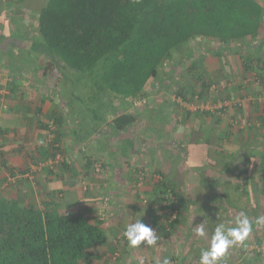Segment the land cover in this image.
Instances as JSON below:
<instances>
[{"label": "crops", "instance_id": "0c3cea01", "mask_svg": "<svg viewBox=\"0 0 264 264\" xmlns=\"http://www.w3.org/2000/svg\"><path fill=\"white\" fill-rule=\"evenodd\" d=\"M13 1L17 0L0 2L5 5L0 8V197L58 213L79 209L91 222H97L105 212L99 220L105 240L93 249L88 264H156L165 258L172 264H199L200 250L208 246L214 228L221 223L235 227L243 212L253 221V230L242 245L229 250L225 264H264L258 258L264 256L255 250L257 242L264 240V225L255 224L257 217H264V193L253 183L258 182L264 152L261 123L251 122L252 114L247 113L250 122L241 125L245 112L238 110L241 103L230 100L223 103L226 113L222 117H201L193 112L177 125L172 116L164 119L133 112L138 116L135 122L119 132L110 123L120 113L121 102L115 99L118 111L106 110L105 119L95 122V132L85 126L83 134L79 133L83 139L77 140V129L81 127L74 111L68 108L69 98L56 96L60 91L54 86L58 73L52 71L44 78L38 66L41 58L26 47L27 38L36 34L38 12L32 19L33 26L24 29L18 16L28 18L27 9L32 14L31 9L27 0L14 3L18 12L11 23L21 24L8 31L5 14L6 10L13 14L12 6H7ZM24 53L36 61L19 69L22 65L14 56ZM53 73L57 76L53 77ZM220 106L221 103L215 105ZM130 108L120 109L126 112ZM233 117L238 119L236 124L230 119ZM250 125L254 136L260 132V146L251 144L245 150L246 146H242L252 139L247 132ZM200 130L206 137L200 136ZM240 130L245 131L243 142L236 137ZM94 137L106 139V144L99 145ZM124 140L127 147L121 144ZM123 148L126 151L122 153ZM184 153L187 160L182 159ZM167 155L172 157L168 159ZM48 158L57 161L41 168L39 164ZM201 162L206 170L199 176L193 169ZM161 175L172 189L171 203L153 188ZM252 187L257 192L253 193ZM105 195L109 197L106 210L100 204ZM171 205L175 206L174 212ZM174 217V223H166ZM138 219L155 231L156 245L142 243L131 248L119 240L126 224ZM201 226L205 233L202 237L194 231ZM190 247L197 250L188 254ZM235 247L241 250L235 251Z\"/></svg>", "mask_w": 264, "mask_h": 264}, {"label": "trees", "instance_id": "16d2710c", "mask_svg": "<svg viewBox=\"0 0 264 264\" xmlns=\"http://www.w3.org/2000/svg\"><path fill=\"white\" fill-rule=\"evenodd\" d=\"M263 21L264 7L257 0H44L37 13L36 34L27 38L26 47L41 58L42 64L38 66L44 78L52 71L58 73L63 85L60 91L64 95L65 85L71 84L72 76L78 75L84 82H90V99L105 98L106 109L92 111L90 128L93 131L97 129L95 122L104 120L106 110L112 109L120 110L110 121L120 132L135 122L138 116L133 112L141 116L149 113L151 117L156 114L164 119L172 116L176 125L193 112L201 117L210 116L213 111L203 109L202 103L220 97H212L210 88L218 82L224 84L222 79L227 74L221 66L207 69L199 65L201 61L195 57L197 52L190 47V41L213 40L218 43V47H214L216 51L232 42L251 45L248 38L259 33ZM2 40L3 35L0 42ZM252 46V53L242 62V67L248 71L247 64L254 65L257 82L264 81V53L260 41ZM182 47L188 49L185 55H179L180 61L191 58L193 61L180 74L176 71L180 61L171 59L173 52ZM170 60L171 66L165 68V62ZM172 73L182 79L172 100L167 97L160 104L142 101L149 80L150 84L154 81L157 87L166 89L168 85L164 81ZM85 84L87 89V82ZM222 86L225 88L227 84ZM115 99L121 102L118 110L113 103ZM262 104L261 112L254 113L252 122L258 120L264 128ZM191 105L196 108L189 109ZM121 106L132 109L121 111ZM224 107H217V113H223ZM253 108L257 106L251 103L249 110ZM238 110L243 114L241 107ZM217 113L216 119L221 117ZM248 128L252 134L251 125ZM240 133L244 135L243 130L238 136L241 139ZM80 137L78 133L77 140L83 139ZM260 139L255 135L242 147L248 150L251 144L260 146ZM124 151L123 148L122 153ZM261 159L258 182L253 183L264 193V152ZM153 188L166 201L173 202L172 189L162 175ZM105 197L108 196L102 197L101 203ZM174 208L171 205L172 212ZM98 219L103 217L99 215ZM99 220L89 221L79 209L58 213L47 207L41 209L0 197V264H88L93 249L105 240ZM173 221L176 217L168 222ZM159 228L164 230V227ZM118 238L127 242L124 233ZM260 243L264 244V240L257 245ZM256 246V252L264 256V250ZM258 258L264 261V257Z\"/></svg>", "mask_w": 264, "mask_h": 264}, {"label": "rangeland", "instance_id": "374dc122", "mask_svg": "<svg viewBox=\"0 0 264 264\" xmlns=\"http://www.w3.org/2000/svg\"><path fill=\"white\" fill-rule=\"evenodd\" d=\"M41 1V3H40ZM40 1H35V0H27V6L30 7L31 9V13H29V8L27 9V13L29 14L28 18L26 17H20L18 16V21H22L21 23L23 24V26L21 27H25L24 29H29L30 27L33 26V21L32 20L34 18V16L36 15V13L38 12V7L39 4H42V2L44 3V0H40ZM263 7H264V0H257ZM1 2V0H0ZM18 2H22V0L20 1H13L7 4V6H12L14 3H18ZM37 2V3H36ZM36 3V5H34ZM34 5V6H33ZM0 8H5V5L2 6V3L0 4ZM26 8V7H25ZM38 8V9H37ZM11 11H13V14L11 15L9 10H6L7 13L5 14V16H7L8 20H7V29L8 31H11L12 29L14 30L15 28V24H17L19 26L18 21L16 23H13L16 19V15L18 12V8L17 6H12ZM35 10V12H34ZM3 12V11H0ZM1 15V14H0ZM32 15V16H30ZM11 17V20H10ZM11 21H13L11 23ZM10 22V23H9ZM3 23V22H2ZM20 23V24H21ZM3 26V24H2ZM4 27H5V23H4ZM16 29V28H15ZM1 32V30H0ZM30 34V33H29ZM260 41V46L262 48L261 51L262 53H264V21L261 24V28L259 30V33L254 37V38H248L249 43H251V45H246L244 44L242 41L241 42H232L230 43L228 46H226L224 49H218L217 51L214 50V47H218V43L213 42L212 41H206L205 39H194L192 41H190V47L193 49L194 51L197 52V55L195 56L197 59H200V63L199 65H202L203 68H207L210 69L212 66L217 67V66H221L225 73L227 74V76L225 78H223L222 80L224 81V84H227V87H223L222 85H224L223 83H219L218 84H213L210 88L211 92H212V97H219L216 100H210L209 99L206 102H203L202 104V108L203 109H209L212 112V114L210 115V117L212 118L213 115H215V113H217L215 105H219V103H221V105H224V102H229L230 100H234L237 101L239 103H241V105L239 107H241L242 112L244 114L245 112V120L244 117L242 119H240V123L241 125H244L249 123V119L247 120L246 114H252L251 117L253 119V116L257 113L259 114L262 110L263 104L264 103V81L260 80L257 82V74L254 71V65L250 66L249 64H247V67L249 68L248 71L244 70L242 67V62L245 60V58L247 56H250V54L252 53V49L254 48V46H252L253 44L257 43V41ZM246 45V46H245ZM188 48L186 47H182L179 50H175L173 52V58L171 59L172 61H176L179 62V55L183 56L185 55V52ZM221 51V52H220ZM219 52V53H217ZM24 56V57H23ZM2 57V56H1ZM0 57V58H1ZM15 58H18L20 60V64L22 66H19V69H23V65H31V64H35L34 60V56L29 55L28 53H24L23 55L20 54L17 56H14ZM185 57V56H184ZM8 58V57H7ZM171 60L168 62H165V68L171 66ZM193 61V58L188 59L187 61H180L178 64V67L176 71H178V73H182V71H186V67H188L189 65H191ZM14 68V66H13ZM24 72V71H23ZM18 73V72H17ZM20 73V71H19ZM179 74V75H180ZM264 75V72H263ZM57 76V73H53V77ZM170 78L165 79V84L168 85V88H161V87H157V84L152 81L151 84H147V88H146V96H144V99L142 101L147 100L148 103H162L164 102L163 99H167V97H170V99L172 100L175 96V91L179 88V86L182 83V79H177L176 76H174V73H172L171 75H169ZM59 78L57 77V79L54 80V86L56 87H61L63 85L58 86L59 83H61L60 80H58ZM84 78H78V75H74L72 76L71 79V84H66L65 85V90L64 93H66V95L63 94V91H59V93H56V96L58 97V94L60 96H66L67 98H69L67 100V105L69 110H73L75 115V118L77 121L80 122V127L81 129H77V133H82L83 131L87 128H90V126H88L90 124V121H93V113L92 111L94 110H98V111H102L103 109H106L105 103L107 102L105 100V98H101L100 100H92L90 99V97H88V95L90 94V89H91V85L89 81L87 82V86L88 88L86 89V84L83 80ZM69 82V81H68ZM199 84H197L198 86ZM199 90V89H198ZM62 92V93H61ZM220 98H224L225 100H221ZM101 103V105H100ZM253 103V105L257 106L256 108H253L252 110H249V106L250 104ZM166 106V103H163V107ZM209 106V107H207ZM191 108H196V106L191 105L189 109ZM168 110V107H165V111ZM70 111V112H71ZM251 111V112H250ZM226 113V111L224 110L223 113L218 112L217 114H219L221 117L222 115ZM255 113V114H254ZM254 114V115H253ZM232 119V121H236L234 122V124H236L238 122V119ZM87 122V124L85 123ZM252 122V121H251ZM240 125V124H239ZM86 126V128H85ZM242 126V127H244ZM244 129V128H243ZM90 130V129H89ZM254 130V129H253ZM252 130V131H253ZM248 134L249 132H251L250 129H248ZM261 136L264 137V130L261 129ZM91 132H88V134H90ZM245 133V131H244ZM260 133V132H259ZM259 133L257 132L256 137L259 136ZM241 134V133H240ZM255 132H253V134H249L250 138H254ZM245 135V134H244ZM243 133L241 134L242 138L239 139L238 136L239 134H237V139H239L241 142H243L242 139H244ZM200 136L202 137H206L205 132L202 133V130H200ZM231 139V137H230ZM233 139V137H232ZM231 139V140H232ZM106 139L104 138H100V137H94V141L97 142L99 145H105L106 144ZM196 141V138L194 139ZM189 142H193V139H189ZM198 141H202V138H199ZM164 142V141H162ZM165 143V142H164ZM121 144L124 147H127V143L124 140L123 142H121ZM165 145L160 146V149L164 148ZM187 151V149H185V152ZM168 159H170L172 156L167 155ZM183 160H187V155L186 153L183 154L182 156ZM174 159V158H173ZM200 163V162H199ZM220 164V163H219ZM239 169V168H238ZM194 172L196 174H198L200 176V172L202 170H206V166L204 163L201 162V164H199L197 167L195 166V168L193 169ZM230 172V170H228ZM199 181V180H197ZM200 182V181H199ZM253 188V187H252ZM253 193L257 192V190L255 188L252 189ZM108 198V197H107ZM102 199V198H101ZM101 201V200H100ZM145 202V201H144ZM261 202H264L263 200H261ZM100 204H102L100 202ZM98 207V206H97ZM108 203L107 205L104 207L106 210L108 208ZM99 208H101L99 206ZM160 208V207H159ZM162 210V209H161ZM105 213V212H104ZM104 213L102 214V217H104ZM168 221L166 220V223ZM201 244V242H199ZM197 249L198 247L195 246ZM237 247V246H236ZM235 247V251H240V247L236 248ZM197 249H192L191 247L188 250V254L193 253L194 250ZM256 264H262L257 262Z\"/></svg>", "mask_w": 264, "mask_h": 264}, {"label": "clouds", "instance_id": "9594fccd", "mask_svg": "<svg viewBox=\"0 0 264 264\" xmlns=\"http://www.w3.org/2000/svg\"><path fill=\"white\" fill-rule=\"evenodd\" d=\"M256 225H264V217H257ZM253 230V221L241 212L236 220V226L231 227L224 223L218 224L211 235L210 242L206 248L200 250L199 264H225L228 252L236 245H242ZM195 233L204 236V228L197 227ZM124 237L131 248L140 246L156 245L158 237L155 231L140 219L128 223L124 229ZM156 264H170V260L165 258Z\"/></svg>", "mask_w": 264, "mask_h": 264}, {"label": "built area", "instance_id": "2783aa9c", "mask_svg": "<svg viewBox=\"0 0 264 264\" xmlns=\"http://www.w3.org/2000/svg\"><path fill=\"white\" fill-rule=\"evenodd\" d=\"M57 161V158H54V159H52V158H48V159H46L45 161H43V162H41L40 164H39V166L42 168V167H45V166H52L53 164H54V162H56ZM109 202V200H108V198L107 197H105L104 199H103V202H102V205L105 207L106 205H107V203ZM170 220V219H169ZM256 248L258 249V250H264V244L263 243H260L259 245H257L256 246Z\"/></svg>", "mask_w": 264, "mask_h": 264}]
</instances>
